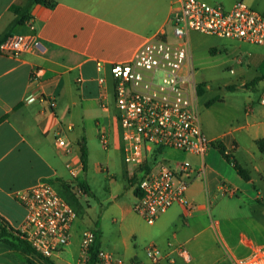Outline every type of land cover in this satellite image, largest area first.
Segmentation results:
<instances>
[{"label":"crops","instance_id":"crops-1","mask_svg":"<svg viewBox=\"0 0 264 264\" xmlns=\"http://www.w3.org/2000/svg\"><path fill=\"white\" fill-rule=\"evenodd\" d=\"M28 1L0 0V35L15 18L11 6ZM50 1L55 5H34L31 20L12 33H35L38 45L18 57L0 54V216L15 230L26 215L14 198L15 192L42 180L67 191L69 164L81 170L79 179L86 183L82 175L89 166L92 137L111 132L113 126L111 108L106 106L108 93L103 100L99 80H106L103 76L112 64L130 60L150 36L165 33L174 39L169 21L181 6V0ZM203 1L228 9L244 1L252 7L257 4L264 12V0ZM230 41L227 54L240 66V79L226 85L220 95L200 103V97L211 88L204 86L195 102L202 128L214 147L205 157L179 151L180 158L173 165L189 164L197 172L186 193L188 200L197 204L196 211L188 212L177 204L155 224H147L133 210L137 195L130 177L132 169H120V177L127 184L117 180L111 196L115 202L106 212L112 209L113 221L117 218L120 226L130 227L134 245L123 237L112 247L124 264L148 263L149 244L160 246L168 255L163 264H233L250 258L251 247H264V107L259 104L264 79L255 82L264 76V45ZM108 86L113 93V84ZM56 130L72 147L70 153L58 147ZM83 148L87 150L86 170ZM167 151L174 154L176 150H164L162 160L170 153ZM222 184L236 193L224 194ZM126 195H132L130 201L124 200ZM234 225L245 229L234 234ZM90 229L75 221L69 246L52 258L54 262L85 264L81 243ZM219 238L228 255L213 247L218 246ZM99 239L100 248L111 247L103 237ZM179 247L185 250V258ZM28 257L48 264L33 254ZM0 264L28 262L24 255L0 242Z\"/></svg>","mask_w":264,"mask_h":264},{"label":"built area","instance_id":"built-area-1","mask_svg":"<svg viewBox=\"0 0 264 264\" xmlns=\"http://www.w3.org/2000/svg\"><path fill=\"white\" fill-rule=\"evenodd\" d=\"M169 27L174 40L170 41L165 33L150 36L130 60L110 67L122 126L124 161L132 169L130 177L137 191L133 210L150 225L177 204L185 206L188 212L198 207L186 195L197 172L189 164L168 165L161 159L162 152L172 149L205 157L214 147L202 128L195 105L197 83L190 34L198 32L264 45V15L244 1L228 9L203 0H181ZM37 45L35 33L15 34L2 43L0 50L5 55L18 57ZM99 84L105 100L107 81L101 78ZM259 104L264 107V88ZM55 137L59 148L66 153L72 151L59 130ZM100 138L106 145L105 132H101ZM68 168L73 179L69 182L71 193L80 197L85 194L80 187L81 170L71 164ZM221 190L224 194L236 193L225 184ZM14 198L26 210L18 231L38 255L53 258L69 246L72 226L79 213L55 183L42 180L15 192ZM96 241L93 229L85 231L81 243L84 259H88ZM178 251L186 257L182 247ZM251 251L250 258L235 260L233 264H264V247H251ZM146 253L148 263L136 264H163L168 256L155 244L148 246ZM96 264H124V261L99 248Z\"/></svg>","mask_w":264,"mask_h":264},{"label":"rangeland","instance_id":"rangeland-1","mask_svg":"<svg viewBox=\"0 0 264 264\" xmlns=\"http://www.w3.org/2000/svg\"><path fill=\"white\" fill-rule=\"evenodd\" d=\"M253 8L264 15V12L258 8L257 4L253 6ZM169 40L172 41L174 39ZM231 42L232 41H230V39H224L198 32H192L190 34L192 67L195 72L196 83L202 87H211L209 92L200 97V103L207 99V97L212 95H220L221 90L226 85L237 83V81L240 79V66H236V63H234L232 59L229 58L231 55L227 54L228 51L231 50ZM232 69L236 70V74H234L235 72H230ZM103 77H105L107 80L106 86L108 93V105L106 106L111 108V119L113 126L111 132H105L108 139L106 145L102 143L100 136L98 137L96 135L92 137L90 142L91 156L89 154V166L86 172L82 175V180L84 179L86 181V184L90 188L91 194L87 195L85 193L80 197H76V195L71 193L72 191L70 190V187L68 188V186H66L67 191L65 188L60 190L58 189V186L56 187H58L57 189L68 199H70L75 206L77 212L79 213L77 220H80V227L91 228L93 230L99 231L100 237H103V239L111 245L109 249H103L114 253L112 247L113 243L117 239L121 240L123 237H125L128 242L134 245V240L129 237V225L124 224L120 226V220L117 218L116 222H114L113 219H115V216L112 213V209L106 212L115 202L111 196L112 194H115L113 189L116 187L117 180L119 182L123 181L125 184H127V181L120 177L122 172L120 169L123 170V168L128 169L131 167L124 161L122 126L116 98L114 93L111 91L109 92L108 84L110 85V82L113 84V77L111 75L110 69L108 74H105ZM198 91L199 90L197 88V92ZM177 152L179 151H174L173 154L171 151H167L169 154L164 156V162L170 166H173L175 163L174 161L180 158V155H178L179 153L177 154ZM66 178L69 179L68 182L73 180L68 173H66ZM128 186L130 185L128 184ZM130 198H132V195H130V197L126 195L124 200L130 201ZM242 229L245 228H241L240 225L233 226L234 234ZM150 245L152 244H149V246ZM218 246L215 244L213 247L215 249L221 248L224 252V255H228L226 246L224 245L221 238L218 240ZM158 247L160 248V246Z\"/></svg>","mask_w":264,"mask_h":264},{"label":"trees","instance_id":"trees-1","mask_svg":"<svg viewBox=\"0 0 264 264\" xmlns=\"http://www.w3.org/2000/svg\"><path fill=\"white\" fill-rule=\"evenodd\" d=\"M36 4H42V5H46V6H54L55 5V3L50 1V0H29L25 5H12L11 11L15 15V18L12 21V23L9 25L7 30L3 34L0 35V46L10 36H12V33L16 27L23 26L31 20V18H32L31 9ZM0 54H1V50H0ZM260 79L261 80L264 79V76L262 78L256 79L255 82H258ZM197 88L199 90V93L202 92L203 87L201 85H198ZM260 145L262 147L263 143L261 142ZM261 149H264V148L262 147ZM221 151H222L223 156L230 163H232L234 165L235 169L243 177L247 178V176L243 173L242 169L238 166V164L234 160H232V158L229 156V154H227L224 150H221ZM83 163H84V170H86V168H87V150H86V148H83ZM80 187L84 190V192L87 195L91 194L90 188L85 182L80 181ZM135 193L137 195V191H135ZM0 221H1L0 242H4V243L8 244L9 246H11L15 250V252H17L18 254L24 255L26 257V261L28 262V264H38L33 259L28 257L30 254L37 256L41 260L46 261L48 264H56L52 258H44V257L38 255L31 248V246L25 240H23L21 238L20 232L18 230H15L14 228H12L9 224H7V222L1 216H0ZM94 232L96 234L97 241H96L94 247L92 248L88 259L85 261V264H96V261H97V252H98V249L100 248V245L98 242V240L100 238V232L96 231V230H94Z\"/></svg>","mask_w":264,"mask_h":264},{"label":"water","instance_id":"water-1","mask_svg":"<svg viewBox=\"0 0 264 264\" xmlns=\"http://www.w3.org/2000/svg\"><path fill=\"white\" fill-rule=\"evenodd\" d=\"M0 225H1V221H0Z\"/></svg>","mask_w":264,"mask_h":264}]
</instances>
